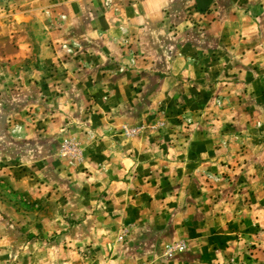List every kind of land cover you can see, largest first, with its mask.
Here are the masks:
<instances>
[{
  "label": "rangeland",
  "instance_id": "1",
  "mask_svg": "<svg viewBox=\"0 0 264 264\" xmlns=\"http://www.w3.org/2000/svg\"><path fill=\"white\" fill-rule=\"evenodd\" d=\"M32 1L41 11L36 32L59 31L47 40L52 60L47 73L60 77L56 89L50 87L64 101L50 110L32 101L44 84L25 78L21 83L20 74L39 67L40 46L29 26L18 31L19 20H29L16 14L18 0H0V264H176L183 242L147 241L140 229L123 222L130 212L112 206L113 196L122 200L126 195L123 187L110 184L122 182V170L132 168L118 149L139 129L117 114L120 106L134 114L169 108L172 102L162 100L165 93L154 94V83L174 75L164 63L175 56L194 53L224 60L225 66L237 60L232 49L245 20L234 16L223 37L207 29L236 10L257 17L263 29L264 0H163L156 9L163 18L154 23L137 16L148 9L154 14L144 0ZM60 5L64 8L58 11ZM20 43L32 54H16ZM186 45L193 50L180 48ZM127 74L114 102L113 89ZM108 122L116 125L107 131ZM180 243L184 248L170 255L168 248ZM257 248L264 251V234H248L230 259L211 264H252L248 254Z\"/></svg>",
  "mask_w": 264,
  "mask_h": 264
},
{
  "label": "crops",
  "instance_id": "2",
  "mask_svg": "<svg viewBox=\"0 0 264 264\" xmlns=\"http://www.w3.org/2000/svg\"><path fill=\"white\" fill-rule=\"evenodd\" d=\"M162 2L144 0L143 6H152L154 14H148L149 9L138 12L140 21L161 20L163 15L156 9ZM26 3L29 5L24 6ZM18 4L16 14L29 19L27 23L19 20L18 31L29 26L40 46V68L20 74V81L24 83L25 78L26 83L44 84L43 93L32 97L39 108H61L57 102H63L64 96L51 91L61 79L47 73L52 61L47 40L59 31L47 33L42 28L36 32L41 26L36 20L41 13L38 1L18 0ZM63 8L58 6V11ZM236 12L231 17H217L207 30L223 37L234 16L244 19L237 29L240 42L232 49L239 54L237 60L225 66L224 60L198 58L194 53L175 56L164 63L174 75L162 76L154 83V94L165 93L162 100L168 99L171 106L142 108L137 114L120 106L121 114H117L139 129L118 149L132 168L122 170V182L110 184L109 188L123 187L126 195L122 200L113 196L112 206L129 211L132 217L123 215V222H129V229H140L147 241L183 242L185 248L176 264H211L224 256L230 259L248 234H264V28L257 17ZM153 15L155 19H151ZM22 44L15 48L16 54H32L33 50H24ZM180 48L186 52L194 47ZM212 76L217 78L214 83L208 82ZM129 78L127 74L117 81L116 93L111 95L114 102ZM177 99L182 103L177 105ZM210 103L213 106L208 107ZM32 111H37L35 105ZM114 113L112 119L118 121ZM114 125L108 122L106 130ZM248 255L252 264H264V251L257 248Z\"/></svg>",
  "mask_w": 264,
  "mask_h": 264
},
{
  "label": "built area",
  "instance_id": "3",
  "mask_svg": "<svg viewBox=\"0 0 264 264\" xmlns=\"http://www.w3.org/2000/svg\"><path fill=\"white\" fill-rule=\"evenodd\" d=\"M183 248H184V244L180 243V244L174 245L173 247H169L168 248V253L171 255V252H172L173 249H174V252H175L176 250H182Z\"/></svg>",
  "mask_w": 264,
  "mask_h": 264
}]
</instances>
